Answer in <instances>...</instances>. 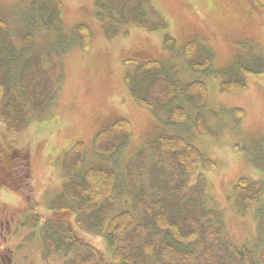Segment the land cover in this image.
Returning a JSON list of instances; mask_svg holds the SVG:
<instances>
[{
    "label": "rangeland",
    "instance_id": "1",
    "mask_svg": "<svg viewBox=\"0 0 264 264\" xmlns=\"http://www.w3.org/2000/svg\"><path fill=\"white\" fill-rule=\"evenodd\" d=\"M32 1L0 0V76L16 83V102L23 105L16 131L0 116V174L10 166L16 172L5 187L0 184V264H68L76 254L83 260L90 252L99 264H114L99 230L80 229L74 212L62 207L78 205L72 192L79 193L92 167L116 175L114 199L102 205L103 218L127 209L136 217L144 201L148 211L157 209L185 229L192 220L182 217L199 215L204 247L217 245L206 237L211 226L220 228L229 246L259 253L264 185L248 212L241 210L234 187L242 177L250 184L264 182V2L149 0L143 15L163 25L148 31L119 18L104 0H60L58 16L45 7L41 17L48 24L35 23ZM79 23L91 32L87 48L76 34ZM167 36L172 38L168 46ZM192 40L198 47L188 59L184 45ZM203 55L207 67L194 68ZM149 60L159 61L160 68H139ZM26 64L30 68H23ZM245 67L258 73L243 75ZM233 76L244 87L229 92L221 83ZM22 79L29 83L25 91L18 85ZM196 80L206 87L203 102L186 91ZM11 101L3 98L0 115ZM175 106L185 112L179 122L170 119ZM121 119L126 133L106 132L109 136L96 148L97 133ZM159 135L184 138L201 160L215 165L198 163L193 172L181 163L177 168L172 156L160 152ZM8 142L27 151V176L19 161L7 160ZM78 142L84 156L76 163ZM141 188L145 194L138 198ZM200 210L215 215L211 225ZM58 223L69 231L63 232L65 245H71L65 252L57 250ZM72 238L90 251L75 247Z\"/></svg>",
    "mask_w": 264,
    "mask_h": 264
},
{
    "label": "trees",
    "instance_id": "2",
    "mask_svg": "<svg viewBox=\"0 0 264 264\" xmlns=\"http://www.w3.org/2000/svg\"><path fill=\"white\" fill-rule=\"evenodd\" d=\"M100 1L102 2L103 0H97V2ZM104 1H108L107 3L110 8L119 15V18L131 25L148 31L162 28L163 24L151 22V18H147L143 15V12L147 9L146 6H149V0ZM259 1L264 2V0ZM45 7L48 9L50 8L49 12L56 17L62 10V2L60 0H33L31 3V11L32 16L35 17V23L39 22L43 25L48 24L44 22L41 17L40 10L44 8V10L47 11ZM150 14H152V10L149 11L148 16ZM76 31L79 43L81 44L79 45L82 46V48H87L91 38V32L88 26L79 23L76 26ZM164 41L168 46V44L172 42V38L167 36ZM184 46V53L187 58H194L198 47L196 41H189ZM203 56L204 57L201 58L203 59L201 63H192L194 68L207 67L208 57L205 55ZM25 67L30 68L27 64L23 65V68ZM23 68H21L22 70L20 71L24 72ZM139 68L143 70H157L160 68V62L156 60L141 62ZM242 73L245 75L258 72H254L245 67L242 69ZM11 82L10 79L7 80L0 76V105L4 97H10L12 98V104L10 103V107H8V104H5L3 110L6 106L8 107V111L13 108H18L14 117L9 116L8 111L0 115L6 119L8 122V129L13 132L16 131L17 122L22 120L20 111H22L23 105L16 102V99L18 101V97L14 89L17 85L14 81V83ZM25 84L27 86L29 84L25 79H22L18 84L23 91L27 89L25 88ZM221 86L229 92H235L241 90L244 84L241 78L233 76L223 81ZM8 89H10V93ZM186 91L190 96L196 94L199 102L205 100L206 87L202 81H193L188 85ZM137 99L144 106L149 105L142 97L137 96ZM184 113L185 112L180 106H175L171 110L170 119L179 122L178 119L182 120ZM125 124L126 121L121 119L115 121L110 127L100 130L94 138L96 148L100 145L103 138L105 140L109 136L106 132L118 130L117 132L121 131L124 132L122 134H125L126 132L123 128ZM157 140L160 143L159 146H161L159 149L160 152L166 157L172 156L177 164V168H179L181 163L184 168L193 172L196 170L198 163H204L205 166L215 165L214 162L209 159L201 160L200 158L202 156L199 150L180 136L159 135ZM5 147H8L5 151L7 160H9L10 163H13L14 160L17 162L19 161L20 168L23 169L21 174L27 176V167L25 164L27 161V151L19 148L15 149V147H17L16 144L13 145L11 142H8ZM80 148H82V142H78L73 146V150H76L77 153L75 159L76 163H79L84 156V150ZM2 171V174H0V184L5 187V185L8 184V176H13L16 172L12 166L5 170L2 169ZM115 184L116 175L113 171L111 172L110 170L98 167L89 168L84 173V179L82 180V187L79 193L76 195L75 192H72V196L78 205H62V207L70 208L71 211L74 212L75 224L80 229L93 232L99 230V233L110 244L112 258L115 261L114 264H264V245L259 253H254V251L247 247L237 249L236 247H232V245L229 246V244L225 243L220 237L218 231L220 228L218 227L217 232L214 227L211 228V226H209V232L206 235L210 240L216 242L217 245L213 247L209 245L204 247V245L200 243V238L202 236L200 226H202L203 223L196 220L199 215H184L182 218L186 217L192 220L191 226L185 229L181 227V224L175 218H171L169 215L157 209L151 212L148 211L147 208H145L146 202L144 203L143 201L141 205L142 211H138L139 213H137L136 217L133 216L131 210L127 209L103 218L102 205L114 199L112 191ZM261 184L264 185V182L257 181L250 184L249 181L243 177L238 180L234 190L239 196L238 200L240 201V207L243 212L250 211V207L256 202L258 193L261 190ZM140 190L141 191H138L136 195L138 198L145 194L144 189L141 188ZM96 211H99V214H93ZM203 212H206L204 216L202 215L205 219L208 217L211 218V220H207V222L204 220V222L211 225L214 220L212 218H215V215L212 216L213 213L211 211L207 212L201 210L200 215ZM98 219L100 223L94 224L93 222L98 221ZM54 227L57 229V235L60 238L58 240L57 250L65 252V250L71 246L65 245L64 243V240L68 238L67 235H69V231L64 223L55 224ZM55 232L56 231H54V233ZM63 232L67 234L66 236L64 235L65 237L63 236V234H65ZM160 235L162 236L161 238ZM132 236H134V241H131ZM71 243L75 245V247L78 245L80 248H84V251H90L88 245L81 244L78 240L76 241L72 238ZM194 243H196V245ZM129 246L132 248L131 252L128 251ZM81 256L80 253L76 254L74 259L67 261L68 264H99L95 260L93 252H90L89 258H83L82 260Z\"/></svg>",
    "mask_w": 264,
    "mask_h": 264
},
{
    "label": "flooded vegetation",
    "instance_id": "3",
    "mask_svg": "<svg viewBox=\"0 0 264 264\" xmlns=\"http://www.w3.org/2000/svg\"><path fill=\"white\" fill-rule=\"evenodd\" d=\"M7 223H8V222H7ZM1 224H4V222H3V223L0 222V226H1ZM2 226H4V225H2Z\"/></svg>",
    "mask_w": 264,
    "mask_h": 264
}]
</instances>
